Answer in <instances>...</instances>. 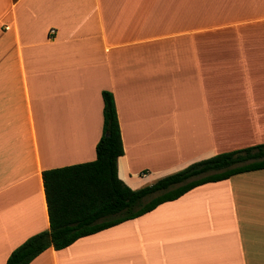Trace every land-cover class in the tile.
I'll return each instance as SVG.
<instances>
[{
  "label": "crops",
  "instance_id": "1",
  "mask_svg": "<svg viewBox=\"0 0 264 264\" xmlns=\"http://www.w3.org/2000/svg\"><path fill=\"white\" fill-rule=\"evenodd\" d=\"M174 10L0 0V264L49 227L42 170L95 159L102 90L114 96L117 173L131 188L264 142V55L213 52ZM28 264H264V168L197 185Z\"/></svg>",
  "mask_w": 264,
  "mask_h": 264
},
{
  "label": "trees",
  "instance_id": "2",
  "mask_svg": "<svg viewBox=\"0 0 264 264\" xmlns=\"http://www.w3.org/2000/svg\"><path fill=\"white\" fill-rule=\"evenodd\" d=\"M101 97L103 124L95 159L42 170L49 227L11 250L5 264H28L48 247H66L79 237L138 217L197 185L264 168L261 142L196 160L150 184L131 188L117 173L124 147L114 96L102 90Z\"/></svg>",
  "mask_w": 264,
  "mask_h": 264
},
{
  "label": "rangeland",
  "instance_id": "3",
  "mask_svg": "<svg viewBox=\"0 0 264 264\" xmlns=\"http://www.w3.org/2000/svg\"><path fill=\"white\" fill-rule=\"evenodd\" d=\"M161 2L175 8L167 13H173L178 20H192L196 24L189 28L206 32L213 52L264 55V0Z\"/></svg>",
  "mask_w": 264,
  "mask_h": 264
},
{
  "label": "built area",
  "instance_id": "4",
  "mask_svg": "<svg viewBox=\"0 0 264 264\" xmlns=\"http://www.w3.org/2000/svg\"><path fill=\"white\" fill-rule=\"evenodd\" d=\"M52 31V30H51Z\"/></svg>",
  "mask_w": 264,
  "mask_h": 264
}]
</instances>
